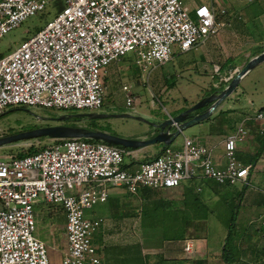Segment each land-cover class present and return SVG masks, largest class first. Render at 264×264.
I'll use <instances>...</instances> for the list:
<instances>
[{
    "label": "built area",
    "instance_id": "obj_1",
    "mask_svg": "<svg viewBox=\"0 0 264 264\" xmlns=\"http://www.w3.org/2000/svg\"><path fill=\"white\" fill-rule=\"evenodd\" d=\"M50 1L0 0V39ZM63 3L43 28L0 58V115L11 106L97 111L108 95L111 64L133 55L145 77L178 53L217 36L227 24L220 15L228 11L212 2L194 9L183 0ZM239 70L224 80H232ZM129 88L123 86L126 103L133 107ZM253 120L261 121L264 132L263 112L243 117L224 139L223 167L217 165L213 148L192 136H184L181 147L167 145L135 166L128 162L132 150L83 138H52L34 154L0 156V264H51L47 244L36 235L35 207L40 203L57 204L66 214L68 247L62 263L101 264L94 238L103 220L87 211L107 202L111 187L137 194L145 187H179L199 174L219 184H244L251 166L240 161L238 151ZM192 247L188 242L185 251L192 252Z\"/></svg>",
    "mask_w": 264,
    "mask_h": 264
},
{
    "label": "crops",
    "instance_id": "obj_2",
    "mask_svg": "<svg viewBox=\"0 0 264 264\" xmlns=\"http://www.w3.org/2000/svg\"><path fill=\"white\" fill-rule=\"evenodd\" d=\"M252 1L255 3L257 2L258 4V10H256L251 16L254 18L251 22L253 25L252 30L256 33V38H252L253 32H251L250 28H248L249 26L247 27L245 23H240L237 27L246 26L248 31L240 32L243 27H239L240 29L231 30V33L228 31L226 32V46L229 47V51L233 49L232 52L228 54L226 62L223 64V68H226L228 72H230L234 67H241L245 65L252 56L264 51V0ZM205 2H212L215 7L218 8L223 5L226 6L224 9H228L227 14L229 15L226 21L229 25H231V21L234 20V17L235 19L237 18L236 14H239L237 12H231L232 8L235 9V4H232L229 1L222 4L219 3L218 0H200L194 5L186 6L190 9H194L196 5ZM257 20L259 21L257 22ZM238 30L240 31L238 32ZM244 33L245 35H243ZM217 37L221 41V37H219V35H217ZM241 41L242 43H240ZM238 43L243 45V47H236ZM200 47L201 45L195 50ZM255 50L256 52H253ZM178 54H182L184 56L186 53ZM178 54L173 60L176 61L179 58ZM242 55H246V57H248L243 63L238 65H232V63H229L232 56ZM128 57L129 56L124 59ZM131 57L132 59L134 58L133 55H131L129 57L130 60ZM187 59L184 58V60L190 61ZM260 64L264 63L262 62ZM260 64H258L257 67ZM135 68L137 69V74L142 72L136 64ZM254 68H256V66ZM262 69L264 70V67H262ZM109 71H111V73ZM124 71L123 67L113 69L109 68L106 76V84L108 83V76H111L112 73L120 76L121 72L125 73ZM250 71H248L241 79L236 91L234 92L235 95L233 94L231 96L239 102L241 101L239 95L244 93L247 89L245 84L243 87L241 86ZM142 76L143 75H141V77ZM124 85H128L130 87L129 93H133L131 91V84L123 82L121 86L122 90ZM124 92L126 96L128 92ZM109 95L110 93L108 91L106 99ZM205 98L206 97L204 95L202 98H198L192 102V104L180 105L175 107L174 110H177L178 112L180 111L181 113L192 107L193 104ZM251 105L255 106L254 101ZM253 108L261 109L260 111L264 113V107L259 108L258 106H255ZM253 108H242L237 112H231V110L225 111L223 102L214 111L212 116L206 119L207 121L204 120L191 127V130L197 133V135L192 137H194L199 143L206 145L208 148H213L214 159L219 167H223L225 165L223 146L225 137L236 129L240 120L250 114L248 112H250ZM172 115L174 116L175 114ZM225 118L231 120V124L229 125L231 127L228 128L230 132L227 134L225 132L226 128L224 127ZM163 120L164 119L161 121ZM248 126L250 133L248 134L246 140L239 145L238 151L240 161L245 165L251 166L249 177L247 182L244 184L238 186L219 184L199 174L196 177L185 181L181 186L174 188L152 189L145 187L149 190L141 189L137 194L130 192L128 193L129 195L119 190L110 191L108 201L101 203L106 205V209L110 212V218H105L103 215L91 216V218H99L103 220V225L94 238V242L98 248V253L101 259V264H213L219 262L220 260L222 261L221 254L225 239H223V243L217 244L219 240L214 244L212 242L210 243L207 239L209 237V233L204 222L208 220V215H211L210 211L213 209L208 205L210 203L215 204L218 202L220 197L228 192L225 190V188L228 187L233 189V194L241 201L237 210L235 221L236 226L249 227L251 229L258 228L256 225L259 222L260 229L264 230L262 224V217L264 216V189H258L255 187L256 183H262L264 185V150L261 155L254 162H252L253 157L257 155L261 146L259 134H263L261 132L262 123L259 120H253L248 123ZM149 134V136H152L155 133L153 132ZM141 136L142 135H140L139 138H142ZM183 141L181 143H175L174 141L172 146L181 147ZM166 146L167 145L163 144L157 149H151V147L147 145L134 149L132 150V155L128 157V162L131 163L130 166H135L141 161L152 159L156 157ZM154 150L155 153L152 154L151 152ZM49 205L50 206H46L45 208L48 219L44 220L42 218L43 223L40 226H38L40 220L36 217V235L42 239L47 246L50 245L53 247L55 246V225H58V235L61 238L62 230L64 236L62 238L64 240L63 248L66 251L68 247L66 214L61 206L55 204ZM204 209L207 210V213L205 214V216L207 215V219L204 220V218H195L196 215L203 217L204 214H202L201 211ZM119 211H122V214H120L122 217H119ZM49 219H52V221L50 220V225H48ZM45 225L46 229H44ZM113 231L127 232V241L117 242L115 240H111L110 237H108V233ZM151 233L156 235L158 243L147 244L146 240L151 237ZM199 233L203 234L200 235ZM188 242L193 244L192 252L185 251V245Z\"/></svg>",
    "mask_w": 264,
    "mask_h": 264
},
{
    "label": "rangeland",
    "instance_id": "obj_3",
    "mask_svg": "<svg viewBox=\"0 0 264 264\" xmlns=\"http://www.w3.org/2000/svg\"><path fill=\"white\" fill-rule=\"evenodd\" d=\"M183 1L186 5H194L200 0ZM218 1L222 4L228 1L232 4L234 3L235 9L232 8L231 12H237L239 13L238 15H240L238 16L236 14L237 18H233L234 20L231 21V25L227 23L226 26L222 27L218 34L219 37H221V41L217 36H212L205 43H202L199 49H193L184 56L182 54H178L179 58L176 61L173 60L161 66L155 67L152 69L150 74L146 73L144 75L145 77H141V75H143L142 72L137 74V69L135 68V62L133 60L134 58L132 59L131 57V60L129 58L131 55L120 61L121 63L118 62L111 64L109 66L110 69L123 67L126 74L121 72L120 76L114 73H112L111 76H108L107 84L110 95L106 99V103L97 111L91 109H50L40 106H11L7 109L10 112H7L0 117V137L29 130L35 128L36 126L41 127L57 124L70 125L73 122L70 121V118H74L75 115L76 117L83 119L82 121L75 122L83 128L93 126L92 122H94L98 128H107L110 130L108 132H114L122 137L139 138L140 135H142V138L150 137L149 133H156V129L152 127L150 122L159 123L162 119H167L169 116H173L172 114L178 112L177 110H174L175 107L192 104V102L198 98H202L213 88L221 89L223 87L224 89L231 81H226L224 78H228L230 72L234 69H241L244 66L234 67L230 72H228L226 68H223V64L226 62L228 54H230L233 50L231 49L229 51V47L226 46L227 41L225 40V36L227 31L231 33V30H237L240 27H237L240 23H245L247 27L249 26L248 28H250L251 32H253V25L251 21L254 18L251 16L256 10H258V4L252 0ZM63 6V0H52L43 11L30 17L21 25L5 34L0 39V56H6L15 51L26 39L33 36L41 28H43L48 21L52 20L53 17L63 9ZM224 7L226 6L223 5L220 9ZM220 19L227 22L226 14H221ZM258 21L259 20H257V22ZM246 26H241L243 28L241 31L238 30V32L248 31ZM243 35H245V33ZM252 38H256L255 32H253ZM240 43H242V41ZM240 43H238L236 47L241 46L242 48L243 45ZM253 52H256V50ZM184 58H188L187 60L190 61H186ZM247 58L248 57H246V55L232 56L229 63H232V65H238L246 61ZM216 66L219 67L220 70H216ZM262 67H264V64H260L258 67L256 66V68H253L246 76L241 87L245 84L247 89L241 94L242 96L239 95L241 98L240 102L235 100L234 97H230L226 100V102L224 101L225 111L231 110V112H237L242 108H253L255 106H258L259 108L264 107V70ZM109 72L111 73V71ZM235 75L236 74H234V76ZM123 82L132 85L131 91L135 97V106L133 107L128 106L126 103L125 92L121 87ZM253 101L255 106L251 105ZM209 104L210 103H208L205 107ZM260 110L261 109L253 108L248 113L256 115V113ZM87 113L116 114L117 116L109 119H92L91 117L86 116ZM62 116L70 118L63 120L59 119ZM129 116L139 117V119H132ZM224 124V127L226 128L225 132L227 134L230 132L228 128L231 127L229 126L231 124V120L225 118ZM184 135L195 136L197 133L192 131L190 128L184 134H180L176 138L175 143H181L184 139ZM52 142L53 139L49 137L41 140H37V138L22 140L0 147V156L18 155L19 153L29 149L33 143H38L37 146H46ZM162 145L163 144L161 143L152 144L149 145V147H151V149H157ZM151 153L154 154L155 150ZM255 159L256 157H253L252 162H254ZM255 187L258 189H264V185L262 183H256ZM113 190H119L121 192H125L126 194L130 193L124 187H111L110 191L112 192ZM225 190L228 192L222 195L218 202L215 204L210 203L208 205L213 209L210 211L211 215H208V220L204 222L209 233V237L207 239L213 244L218 240L219 242H217V244L223 243V239H225L230 227L229 224L231 222V217L233 214H236L238 206L241 202L233 194V189L231 187L225 188ZM49 204L51 203H42L36 206L35 214L37 219L40 220L38 226L43 223L42 218L44 220L48 219L45 208L46 206H50ZM206 211L207 210L204 209L201 212L205 215L207 213ZM87 214L89 217L94 215H103L105 218H110V212L106 209V205L104 204L94 206L92 209L87 211ZM118 214H122V211H119ZM119 217H122V215ZM50 220L52 221V219H49L48 225H50ZM256 226L260 229L259 222ZM57 228L58 225H55V246L51 247L48 245V255L51 264H63V254L65 250L63 248L64 240L62 238L64 236L61 230V238L59 237V231ZM240 228H243L244 230L245 228L249 229V227L241 226H238L237 229ZM258 228H252L247 233V237H245L247 242H241L240 246H242L245 250L248 246L251 245L252 248L255 245V247H259V250L263 249L264 251V231H258ZM44 229H46V225ZM199 234L202 235L203 233ZM150 236L151 237L146 240L147 244L158 243L154 233H151ZM108 237L117 242H124L127 241V232L113 231L108 233ZM251 256L250 251L246 250L243 258L244 262L241 264L253 263L254 260H252ZM213 264H225V262L220 260L219 262ZM259 264H263V262H259Z\"/></svg>",
    "mask_w": 264,
    "mask_h": 264
},
{
    "label": "water",
    "instance_id": "obj_4",
    "mask_svg": "<svg viewBox=\"0 0 264 264\" xmlns=\"http://www.w3.org/2000/svg\"><path fill=\"white\" fill-rule=\"evenodd\" d=\"M264 62V51L253 56L249 61L236 73L230 83L222 90H217L205 99L197 102L192 107L185 111L169 116L167 119L159 123H152V127L160 128V132L150 137L145 138H127L105 130H90L80 126H70L64 124L48 125L32 128L29 130L20 131L14 134H9L0 137V147L13 144L22 140L36 139L40 137L57 138H90L95 140L106 141L115 145L124 146L127 148H140L152 144H172L175 139L183 134L187 129L201 123L208 119L221 103L226 101L236 91L241 79L248 71L253 69L258 64ZM208 103H211L209 108L196 115H191L201 108H204ZM6 112H10L7 110ZM86 116L92 119H103L106 117H116V114L106 113H87ZM132 119H139V117L129 116ZM69 117L62 116L59 119H67Z\"/></svg>",
    "mask_w": 264,
    "mask_h": 264
},
{
    "label": "trees",
    "instance_id": "obj_5",
    "mask_svg": "<svg viewBox=\"0 0 264 264\" xmlns=\"http://www.w3.org/2000/svg\"><path fill=\"white\" fill-rule=\"evenodd\" d=\"M226 18L228 19V15H226ZM2 57H4V56H0V58H2ZM222 88L221 89L213 88L211 91H209V92H207L205 94V97H208L209 95H211L212 93H214L217 90H222ZM202 109L204 110L205 107L201 108L199 110H202ZM6 113L7 112L1 114L0 117L3 116ZM178 113H180V111L176 112L175 115L178 114ZM194 113L192 115H194ZM82 120L83 119H80V118L76 117V115H75L74 118H70V121L74 122V123L72 122L70 124V126H79L75 122H79V121H82ZM90 122H92V121H90ZM92 123H93V126H87L85 129H90V130L101 129V130L110 131L107 128H98L94 122H92ZM112 133L116 134L114 132H112ZM262 133L263 134H259V141L261 142V146L259 148V151H258L257 155L254 156V157H256V159L261 155V153L264 150V132H262ZM44 138H47V137H40V138H37V140L38 139L41 140V139H44ZM83 139L91 141V142H102V143L110 144V145H113V146H116V147L123 148L125 150L137 149V148H127V147H124V146L115 145V144H112V143H109V142H106V141H102V140H95V139H90V138H83ZM43 147H45V145L44 146H37L35 144L31 145L29 147V149H27L24 152L19 153L18 156H25V155L34 154V153L38 152L39 150H41ZM141 189L143 190V189H147V188H141ZM147 190H149V189H147ZM236 216H237V212H236V214H233L232 217H231V222L229 224L230 227L228 229V233H227V236H226L224 244H223L222 254H221L223 262H225V264L226 263L227 264H241V263L244 262L243 258H244V254L246 253V250H249L251 255H252L251 258H252V260H254V262L253 263H247V264H259V262H261V263L263 262V264H264V251H263V249H261L262 250L261 251V250L258 249L259 247H255V245L251 248V245H250L245 250L242 246H240L241 242L242 243L243 242H247V239L245 237H247V233L251 230V228H249V229L245 228V230L243 228L237 229L238 226H236V224H235ZM195 218H197V219L204 218V220H206L207 219V215L206 216L204 215L203 217H201L199 215H196ZM258 231L262 232L264 230L260 229ZM166 234H167V232H166ZM167 239L170 240L169 238H167Z\"/></svg>",
    "mask_w": 264,
    "mask_h": 264
},
{
    "label": "flooded vegetation",
    "instance_id": "obj_6",
    "mask_svg": "<svg viewBox=\"0 0 264 264\" xmlns=\"http://www.w3.org/2000/svg\"><path fill=\"white\" fill-rule=\"evenodd\" d=\"M210 105H211V103H210L207 107H205L204 110H203V109H202V110H197V111H195V113L192 112L191 115H192L193 113H194V115H196V114H198V113H201V112L207 110V109L209 108ZM109 118H112V117H106V118H103V119H109ZM151 128H152V127H151ZM153 128L156 129V133H155V134H157L158 132H160V128H158V127H153Z\"/></svg>",
    "mask_w": 264,
    "mask_h": 264
}]
</instances>
